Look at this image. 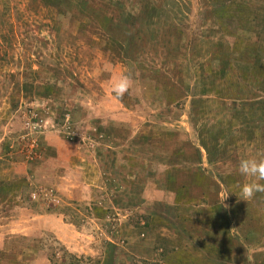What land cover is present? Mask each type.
Instances as JSON below:
<instances>
[{
    "label": "rangeland",
    "instance_id": "rangeland-1",
    "mask_svg": "<svg viewBox=\"0 0 264 264\" xmlns=\"http://www.w3.org/2000/svg\"><path fill=\"white\" fill-rule=\"evenodd\" d=\"M261 156L264 0H0V264H264Z\"/></svg>",
    "mask_w": 264,
    "mask_h": 264
},
{
    "label": "clouds",
    "instance_id": "clouds-1",
    "mask_svg": "<svg viewBox=\"0 0 264 264\" xmlns=\"http://www.w3.org/2000/svg\"><path fill=\"white\" fill-rule=\"evenodd\" d=\"M134 87L135 83L128 74H121L110 81V91L117 99ZM237 171L241 176L251 178L248 182L238 185L241 200H251L257 192H264V156L240 159Z\"/></svg>",
    "mask_w": 264,
    "mask_h": 264
}]
</instances>
